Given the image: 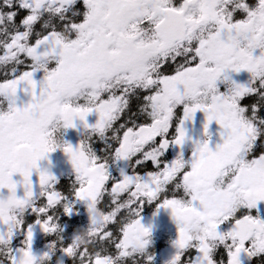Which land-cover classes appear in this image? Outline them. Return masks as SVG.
Returning a JSON list of instances; mask_svg holds the SVG:
<instances>
[{
  "label": "snow or ice",
  "instance_id": "snow-or-ice-1",
  "mask_svg": "<svg viewBox=\"0 0 264 264\" xmlns=\"http://www.w3.org/2000/svg\"><path fill=\"white\" fill-rule=\"evenodd\" d=\"M242 70L248 79L238 83L232 74ZM197 111L204 138L185 159L184 123ZM213 121L221 141L214 149ZM77 122L89 132L75 147L54 139ZM93 135L105 142L99 156ZM58 147L72 167L61 187L38 167ZM171 147L178 151L168 160ZM121 161L130 171L119 169L117 179L109 167ZM5 189L0 264H136L150 243L139 219L145 202L169 210L176 226L167 264L264 257V0H0ZM76 204L88 216L86 245L74 233L69 244L60 236V214L75 215ZM34 228L57 237L39 254Z\"/></svg>",
  "mask_w": 264,
  "mask_h": 264
},
{
  "label": "flooded vegetation",
  "instance_id": "flooded-vegetation-1",
  "mask_svg": "<svg viewBox=\"0 0 264 264\" xmlns=\"http://www.w3.org/2000/svg\"><path fill=\"white\" fill-rule=\"evenodd\" d=\"M232 79H234L238 83H244L248 79V73L246 71H241L238 74H232ZM221 91H224L223 86L220 87ZM21 99H27L23 93H18ZM133 111L137 110L136 106H133ZM177 114H181V110L177 109ZM131 115V113H129ZM97 119L95 113H91L86 117V121L88 124H94ZM126 119V117L124 118ZM205 119V114L201 111H197L193 114V119L191 122H185L184 127L186 129V134L190 138L183 145L182 153L185 159L191 157L192 150L194 148L193 141L203 139V122ZM122 120L118 122L122 123ZM118 126V125H117ZM170 132H175V122L173 127L170 128ZM89 130L81 129L79 126V122H77V127L73 129L63 130L62 137L59 134H54V139H62L67 142V144L75 147L81 140L88 136ZM220 128L219 125L215 123V121L210 122L208 125V139H209V147L214 149L217 143H220L219 139ZM108 136H111V132L107 133ZM90 146L96 155H101L100 149L105 147V142L101 141L98 137L93 135L90 140ZM178 149L175 147H171L165 153V157L168 160H171L177 154ZM111 165V162H109ZM38 167L47 168V170L57 178L59 181L57 187H61L63 185H67L72 179V167L68 160L67 155L62 151L61 148H56L51 153L47 154L46 159H42L38 162ZM150 167V166H149ZM119 169H123L125 172H129L130 168L128 167L127 162H117L115 165H111L109 167V173L111 176L119 179ZM12 179L14 181H18L20 179L19 174H13ZM31 181L35 185L38 177L35 173L30 177ZM0 193L3 195H7V190H0ZM23 190L21 188L17 189V196H22ZM220 195L217 193L214 196H210L208 198L207 204L209 207L212 206L214 200ZM39 203V202H38ZM76 214L72 216H64L62 213L59 217V223L63 227V231L60 233V236H64V244H69L71 240V236L73 233L76 235L77 233L83 232L84 228L88 225V216L86 212V208L83 204H76ZM261 208H264V205H261ZM35 219L34 216H25V221L29 224ZM140 222L145 226L150 228L149 233V241L150 243L146 246L145 254L151 256V264H167L171 256L174 254L175 249L173 247V241L177 237V229L176 226L171 219V215L169 210L158 208L155 203L145 202L140 210L139 215ZM76 228H79L75 230ZM20 239L22 237H17L13 240V245H18ZM57 237L55 235H45L42 234L38 229L34 228L33 230V241H32V251L36 254H39L42 250H44V246L49 241L56 240ZM145 254L138 255L136 257V264H145ZM59 255V253H57ZM264 257H256L253 258L251 264H261ZM64 264H74V261L71 259H65ZM75 264H79L78 261ZM125 264H131V261H125Z\"/></svg>",
  "mask_w": 264,
  "mask_h": 264
},
{
  "label": "clouds",
  "instance_id": "clouds-1",
  "mask_svg": "<svg viewBox=\"0 0 264 264\" xmlns=\"http://www.w3.org/2000/svg\"><path fill=\"white\" fill-rule=\"evenodd\" d=\"M76 236L79 237V239L76 241L77 244L79 245H86L88 241V236L85 231L77 233Z\"/></svg>",
  "mask_w": 264,
  "mask_h": 264
},
{
  "label": "trees",
  "instance_id": "trees-1",
  "mask_svg": "<svg viewBox=\"0 0 264 264\" xmlns=\"http://www.w3.org/2000/svg\"><path fill=\"white\" fill-rule=\"evenodd\" d=\"M61 237H62V239H63V241H64V239H65L64 236L62 235Z\"/></svg>",
  "mask_w": 264,
  "mask_h": 264
}]
</instances>
